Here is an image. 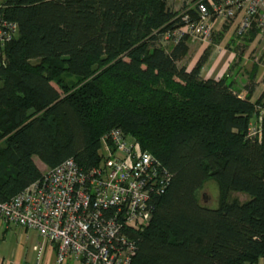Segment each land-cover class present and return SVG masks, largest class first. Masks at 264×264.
I'll use <instances>...</instances> for the list:
<instances>
[{"label": "trees", "instance_id": "trees-1", "mask_svg": "<svg viewBox=\"0 0 264 264\" xmlns=\"http://www.w3.org/2000/svg\"><path fill=\"white\" fill-rule=\"evenodd\" d=\"M180 13L168 0L0 4L1 17L17 24L0 62V202L42 177L35 158L47 169L69 158L97 165L101 137L120 129L172 176L134 233L131 264H260L264 116L260 141L247 130L264 109V90L252 100L256 64L241 90L229 78L257 31L234 37L237 61L221 77L203 78L222 32L187 71L178 62L188 35L168 49L162 43L166 31L183 27ZM210 178L220 189L216 208L197 196ZM232 191L247 198L228 202Z\"/></svg>", "mask_w": 264, "mask_h": 264}, {"label": "built area", "instance_id": "built-area-1", "mask_svg": "<svg viewBox=\"0 0 264 264\" xmlns=\"http://www.w3.org/2000/svg\"><path fill=\"white\" fill-rule=\"evenodd\" d=\"M193 10L195 15L185 11ZM184 13V14H183ZM182 28L166 31L163 44L184 35L211 42L218 24L235 35L255 29L264 39V0H188L181 12ZM17 24L0 15V62ZM264 109L250 123L247 137L261 140ZM100 161L83 168L72 158L43 172L42 177L8 201L0 202V228L10 224L34 230L41 238L38 256L54 245L55 264H131L137 251L134 233L150 221L155 200L171 173L120 129L101 139Z\"/></svg>", "mask_w": 264, "mask_h": 264}, {"label": "rangeland", "instance_id": "rangeland-1", "mask_svg": "<svg viewBox=\"0 0 264 264\" xmlns=\"http://www.w3.org/2000/svg\"><path fill=\"white\" fill-rule=\"evenodd\" d=\"M3 2V0H0V4ZM188 0H168L169 5L172 7L173 10L183 12V10L186 7ZM223 26H226L225 24H218L216 26V33L220 29H223ZM215 33V35H216ZM229 35L234 36L233 30L231 28L227 29V35L225 36V39L223 40V43L221 46H224V50H226V55L229 56V49L226 48V43L229 39ZM244 35V34H242ZM239 35V36H242ZM237 36V35H235ZM189 39L187 41L188 44V52L187 55L180 60L178 63L179 65L187 64L186 68L190 70L191 67L195 64L198 57L201 55L204 48L208 45H210L213 41V38L211 42L205 43L202 41L201 38L194 37V35H188ZM242 37H238L236 39V45L239 43L240 45H243L241 41ZM167 49L172 45L171 43L166 44ZM234 47V45H231ZM215 48V49H214ZM218 47H213V52L208 59V62L206 66L203 68V73L208 69V67L213 63L215 60L217 53H214L217 50ZM239 49L235 50L234 54L236 56V52H238ZM242 51V60L238 61L237 64L233 66V68L229 71V78H234L236 87L238 89H242V87L248 83V73L250 72V69L253 64H256L258 67L257 74L259 79L261 88L264 87V63L261 60L264 56V39L261 36H257L254 41H252L248 46L244 47V49H241ZM234 54H230L231 58L230 60H223L220 66L216 69V72L214 75H211L210 77H213L215 79L219 78L222 73H219L216 75L217 72L222 70L223 63L226 62L228 64H233L237 59H234ZM227 58V57H226ZM234 59V60H233ZM228 66V65H227ZM227 66L225 70L227 69ZM202 76L204 78H209L206 76V74H203ZM244 95V93H242ZM36 163L39 165L42 172L47 171V168L41 164V162L35 158ZM199 202L208 208H216L218 206L219 202V196H220V189L218 186V183L214 178H210L207 181L204 182L202 188L197 193ZM238 199L240 201H243L247 198L246 195L239 192H230V194L227 196L228 202H231L232 199ZM39 242H41V238L34 230H24L22 227L17 226L15 224L9 225V230L5 233L4 238H1L0 236V257L3 258L4 264L11 260L12 258H17L18 264H44L43 258L44 255L40 258L38 256V249L35 251L33 250L34 245H39ZM38 248V247H37ZM65 264H73V261L70 258H67Z\"/></svg>", "mask_w": 264, "mask_h": 264}, {"label": "crops", "instance_id": "crops-1", "mask_svg": "<svg viewBox=\"0 0 264 264\" xmlns=\"http://www.w3.org/2000/svg\"><path fill=\"white\" fill-rule=\"evenodd\" d=\"M4 1V0H3ZM225 28V29H224ZM220 32H222L221 33V37H220V39H219V42L215 45V47H218L217 48V50L214 52V53H217V56H216V58H215V60L213 61V63L208 67V69L203 73L202 71H203V68L206 66V64H207V62H208V60H207V62H206V64L204 65V67L202 68V70H201V76H202V73L203 74H206V76L207 77H209V78H213V77H210L211 75H214V73L216 72V69L218 68V66H220V64L222 63V61L225 59H227V60H230V58H231V56H230V54H234V52H235V47H233V46H231V45H234L233 44V39H234V37H235V35L234 36H231V35H229L230 37H229V39H228V41H227V43H226V48H228L229 49V51L230 52H228L229 53V56L228 55H226L225 53H226V50H224L223 48H224V46H221V44L223 43V40L225 39V36L227 35V26H223V29H220L219 31H217V33H216V36L215 37H217V35L220 33ZM252 32V30H250L248 33H246V34H249V33H251ZM257 36H259L258 35V33H257V35H256V37ZM255 37V38H256ZM254 38V39H255ZM254 41V40H253ZM207 47V46H206ZM205 47V48H206ZM214 47V46H213ZM204 48V49H205ZM215 49V48H214ZM213 49V50H214ZM213 50H211V51H213ZM213 52H210V55L212 54ZM209 55V57H211ZM213 55V54H212ZM227 57V58H226ZM236 57H235V54H234V59H235ZM209 59V58H208ZM233 59V60H234ZM224 60V61H225ZM242 60V59H241ZM240 60V61H241ZM237 61V60H236ZM235 61V62H236ZM232 64V63H231ZM227 65H230V64H228V63H226V62H224L223 63V67H222V70L221 71H219V72H217L216 73V75H218L219 73H224L226 70H225V68H226V66ZM194 66V65H193ZM228 67V66H227ZM192 68V67H191ZM190 68V69H191ZM187 69V68H186ZM187 71H189L188 69H187ZM222 74H221V76H222ZM258 75L259 74H256V78H255V81H256V88H255V91H254V93H253V95H252V100H255L259 95H260V93L264 90V87H262L261 88V86H260V83H258L259 82V79H257V77H258ZM220 76V77H221ZM203 77V76H202ZM204 78V77H203ZM215 79V78H214ZM218 79V78H217ZM242 93H244V91L242 90V92H241V95H242ZM42 164V163H41ZM43 165V164H42ZM44 166V165H43ZM9 230V227L8 228H3V227H1L0 228V236H1V238H4V235H5V233L7 232ZM40 243V242H39ZM56 247L54 246V245H52V244H46L44 247H43V250H42V252H41V254H40V258L42 257V255H44V258H43V263L44 264H55V252H56V249H55ZM33 250H37V245H34L33 246ZM19 262L17 261V258H12L11 260H8L5 264H18ZM0 264H4V260H3V258L2 257H0ZM260 264H264V258H262V260L260 261Z\"/></svg>", "mask_w": 264, "mask_h": 264}]
</instances>
